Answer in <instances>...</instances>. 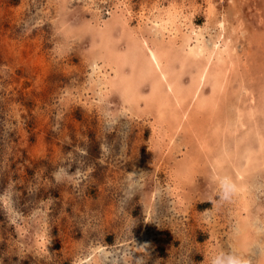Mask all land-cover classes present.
Returning a JSON list of instances; mask_svg holds the SVG:
<instances>
[{"label":"rangeland","instance_id":"obj_1","mask_svg":"<svg viewBox=\"0 0 264 264\" xmlns=\"http://www.w3.org/2000/svg\"><path fill=\"white\" fill-rule=\"evenodd\" d=\"M116 13L125 22L108 25L121 48L122 28L163 33L164 44L176 38L175 46L187 31L195 44L203 29L211 44L225 20L235 55L222 65L219 91H211L213 79L202 85L214 101L191 102L185 114L175 109L177 123L144 100L124 107L121 89L99 82L114 63L92 57L88 27ZM193 67L187 60L183 82ZM137 83L150 88L148 79ZM263 104L264 0H0V264H261L264 230L252 228L249 247L240 245V193L212 174L210 161L225 149L233 158L245 144L254 151L264 144ZM256 170L251 207L264 219V165Z\"/></svg>","mask_w":264,"mask_h":264},{"label":"bare ground","instance_id":"obj_2","mask_svg":"<svg viewBox=\"0 0 264 264\" xmlns=\"http://www.w3.org/2000/svg\"><path fill=\"white\" fill-rule=\"evenodd\" d=\"M232 1V0H231ZM212 7V6H211ZM182 9V8H181ZM176 10V9H174ZM210 10V8H209ZM117 11V10H116ZM172 12V11H171ZM167 13V18L172 21L171 23L174 25V29L178 30L179 29V25L176 24V22L174 21L175 15ZM178 12V11H176ZM210 12V11H209ZM220 13V12H219ZM64 15V13H62ZM161 14V13H160ZM175 14V13H174ZM177 14V13H176ZM209 14V13H208ZM210 15V14H209ZM163 16V15H162ZM222 16V15H221ZM183 17V16H182ZM186 17V16H185ZM212 17V16H210ZM62 18V17H61ZM65 18V17H64ZM63 18V19H64ZM155 18V17H154ZM209 18V17H207ZM114 19L116 20H110L109 21H103V24H98V26H96V28H94L95 26L93 24H91V22L88 21V27L92 30H94V38L91 44V50H93L95 48V51H92V57L96 58L97 55L104 57V59H107V64H110L113 66V73H111L112 75H108V74H104L103 75V80L99 81L102 85H109L112 87H117L121 89V93H122V98H121V103L123 104L124 107H126V103L128 104L129 107H127L128 109H138L140 108V101H145V104L151 109L155 110L158 115L164 120V115H171L176 121H178V118H176V116H178V113L176 112V110H178V112L182 111L183 114L186 113V111L188 110L189 107V103L193 102V106H195L196 104H198V106H206L208 105V102H211L212 100L214 101L215 98H213V95L210 94V90L209 92H201L202 85L204 84L205 81H208V79H213L214 84L211 85L212 90H215L218 86L222 87L224 82H225V77L224 75V70L222 69V65L223 64H227L228 62L226 60H228V57H231L233 54L235 55V53H233V40L231 41L229 38V35H227L224 31L225 28V20H221L220 23H216L220 24V26L223 28L219 34L215 33L213 34L211 37L213 40V42L210 44L207 42V38H203L204 34L203 32H201L199 30V32H195L194 29L192 31L195 32V39L196 42L195 44H191V39L193 38L191 36L190 33L185 32V31H181V32H185V33H181V38H180V44L178 46L176 45V42H174V40H176V38L173 40V43L166 45V43L164 44L162 38H165L163 33H161L162 35H157L152 38H149V36H144V35H139V36H135L134 34H132V31H127L126 29L122 28V35L123 38H125L127 46H123L125 48H121L120 45V39L117 40H113V30L115 27H117L120 24H123V22H125L126 20V16L122 13V17L121 15H118L117 13L114 16ZM105 20V19H104ZM108 20V19H106ZM156 20V19H154ZM160 20V18H159ZM168 20V21H169ZM183 20V19H182ZM189 20V19H188ZM210 20V19H209ZM164 21V19H163ZM166 21V22H168ZM186 21V19L184 20ZM229 21V20H228ZM62 22V21H61ZM84 21H82L83 23ZM68 23V21H67ZM81 23V21H80ZM151 23V22H150ZM178 23V22H177ZM183 23V22H182ZM186 23V22H185ZM184 23V24H185ZM189 23V21H188ZM187 23V24H188ZM213 23H215L213 21ZM66 24V23H65ZM108 24L114 25L115 27L112 28L111 26H109ZM170 24V22H169ZM193 24V23H192ZM207 24V23H206ZM71 25V24H70ZM160 25V24H158ZM163 25V24H162ZM172 25V26H173ZM167 26V24H166ZM170 25H168L169 27ZM181 26V25H180ZM157 27V26H156ZM186 27V26H185ZM189 27V26H187ZM207 27V26H206ZM232 27V26H231ZM143 28V25H142ZM145 28V27H144ZM143 28V30H144ZM162 28L164 29V27L162 26ZM178 28V29H177ZM199 28V27H198ZM203 28V27H202ZM215 28V27H214ZM235 28V27H234ZM118 29V28H117ZM116 29V30H117ZM163 29H161L163 31ZM186 29V28H185ZM201 29V28H200ZM205 29V28H204ZM142 30V29H140ZM155 30V29H154ZM166 30V28H165ZM170 30V29H169ZM196 30V29H195ZM206 30V29H205ZM204 30V31H205ZM208 30V28H207ZM237 30V29H236ZM171 31V30H170ZM213 31V30H212ZM127 32V33H126ZM146 32V30H145ZM151 32V31H150ZM167 32V31H166ZM208 32V31H207ZM217 32V31H216ZM153 33V32H151ZM158 32H156L157 34ZM177 33V32H176ZM193 33V32H192ZM155 34V33H153ZM169 34V33H168ZM172 34V33H171ZM179 34V31H178ZM209 34V33H208ZM217 34V36H216ZM194 35V34H192ZM211 35V34H210ZM174 36V35H173ZM176 36V35H175ZM93 37V36H92ZM173 39V38H171ZM169 40V39H168ZM193 40V39H192ZM179 41V40H178ZM237 41V40H236ZM260 41V40H259ZM168 42V41H167ZM172 42V41H171ZM256 44V42H255ZM175 50V51H173ZM247 50V47L245 49V51ZM249 51V50H248ZM256 51V50H255ZM247 52V51H246ZM252 52V51H251ZM250 52V54H251ZM249 55V53H248ZM91 56V55H90ZM95 56V57H94ZM239 57V56H238ZM232 58V57H231ZM234 58V56H233ZM241 60L243 57H241ZM174 62H173V60ZM98 60V59H97ZM187 60L192 61L193 60V66L195 65V68L191 70L190 74V80L188 81V83L183 82L182 81V75L183 72L185 71L186 68V63ZM236 59H234L233 61L235 62ZM240 59L238 58L237 61H239ZM240 60V62H241ZM226 61V63H225ZM93 62V61H92ZM195 62H197L195 64ZM177 63V64H175ZM179 63V64H178ZM232 63V61L230 62ZM93 66H100L99 64H97L96 60L93 63ZM236 64V62L234 63ZM241 64V63H240ZM245 64V63H243ZM177 65V66H176ZM228 65V64H227ZM226 65V66H227ZM231 65V64H230ZM239 65V64H238ZM102 66V65H101ZM100 66V67H101ZM221 66V68H220ZM234 66V65H233ZM232 66V67H233ZM258 66V65H257ZM99 67V68H100ZM109 67V66H108ZM129 67V68H128ZM231 67V68H232ZM239 67V66H238ZM237 67V68H238ZM230 68V67H229ZM234 68V67H233ZM245 68V67H243ZM101 69V68H100ZM99 69V70H100ZM106 69V68H105ZM240 69V68H239ZM238 69V70H239ZM246 69H248V67H246ZM250 69V68H249ZM254 69V68H253ZM102 70V69H101ZM189 70V69H188ZM232 71H236V70H232ZM231 71V72H232ZM241 71V70H240ZM101 72V71H100ZM99 72V73H100ZM245 72V71H244ZM243 72V73H244ZM102 73V72H101ZM247 73V72H246ZM249 73V72H248ZM263 73V72H262ZM231 74V73H230ZM236 76V73H232ZM99 75V74H98ZM221 75V76H220ZM227 75V73H226ZM219 76L221 77L219 79ZM251 76V75H250ZM94 78V77H93ZM189 78V77H188ZM149 80V89L148 90H142L137 82L141 81V80ZM139 80V81H138ZM137 81V82H136ZM212 81V82H213ZM218 82L220 83V85H218ZM243 82V81H242ZM210 83V82H209ZM206 84V83H205ZM208 84V83H207ZM234 84V83H233ZM236 85V84H235ZM250 85V84H249ZM98 87V85H96ZM210 86V85H209ZM205 87V85H204ZM219 87V88H220ZM236 87V86H235ZM109 88V87H108ZM217 88V89H219ZM243 88V87H242ZM241 88V89H242ZM245 88V87H244ZM243 88V89H244ZM103 89V88H102ZM119 89V90H120ZM210 89V88H209ZM216 89V90H217ZM245 90V89H244ZM105 91V90H104ZM107 91V89H106ZM105 91V92H106ZM109 91V90H108ZM219 91V90H217ZM249 91V90H248ZM100 92V91H99ZM241 92V91H240ZM244 92V91H243ZM107 93V92H106ZM247 93V92H246ZM245 93V94H246ZM215 94V93H213ZM252 94V93H251ZM259 94V93H258ZM110 95V93H109ZM216 95V94H215ZM242 95V94H240ZM218 96V95H217ZM226 97V96H225ZM234 97V96H233ZM255 97V96H253ZM218 98V97H217ZM227 98V97H226ZM239 98V97H238ZM234 99H236L234 97ZM237 100V99H236ZM240 100V99H239ZM253 100V99H252ZM260 100V99H259ZM224 101H227L224 99ZM229 101V100H228ZM234 101V100H233ZM225 103V102H224ZM229 103V102H228ZM121 104V105H122ZM216 104V103H215ZM227 105V104H225ZM230 105V103H229ZM264 105V104H263ZM122 106V107H123ZM143 106V105H142ZM141 106V107H142ZM192 106V105H191ZM190 106V107H191ZM133 107V108H132ZM144 107V106H143ZM262 107V105H261ZM195 108V107H194ZM193 108V109H194ZM229 108V107H228ZM251 108V107H250ZM176 109V110H175ZM224 109V107H223ZM231 109V108H229ZM123 110V109H122ZM191 110V109H190ZM226 110V109H225ZM126 111V110H125ZM223 111V110H222ZM257 111V110H256ZM262 111V109H261ZM213 112V110L211 111V113ZM220 112V111H219ZM224 112V111H223ZM150 113V112H149ZM197 113V112H196ZM188 114V113H187ZM228 115V114H227ZM199 116V115H197ZM233 116V114H232ZM188 117V116H187ZM212 117V116H211ZM227 117V116H226ZM231 117V115H230ZM229 117V120H230ZM160 118V119H161ZM210 118V117H209ZM239 118V117H238ZM156 119V117H155ZM161 119V120H162ZM167 119V118H166ZM165 119V120H166ZM172 119V118H171ZM170 119V120H171ZM186 119V118H185ZM201 119V118H200ZM160 120V121H161ZM169 120V119H168ZM169 120V121H170ZM195 120V119H193ZM192 120V121H193ZM234 120V118H233ZM263 120V119H262ZM172 121V120H171ZM188 121V118H187ZM240 122H242V120H239ZM253 121L255 122V120L253 119ZM210 122V121H209ZM180 123V122H179ZM182 123V122H181ZM228 123V122H226ZM190 124V122H189ZM200 123L198 122V125ZM177 125V124H176ZM193 125V124H192ZM191 125V126H192ZM197 125V124H196ZM237 125V124H236ZM157 126V125H156ZM202 126V125H201ZM204 126V125H203ZM202 126V127H203ZM227 126V124H226ZM235 126V125H234ZM245 126V125H244ZM260 126V125H259ZM155 127V126H154ZM159 127V126H158ZM168 128V126H166ZM183 127V126H182ZM185 127V126H184ZM183 127V130H184ZM197 127V126H196ZM202 127H198L199 129H202ZM207 127V126H204ZM233 127V126H232ZM251 127V126H250ZM164 128V127H163ZM189 128V127H188ZM197 128V129H198ZM209 128V126H208ZM243 128V127H242ZM178 129V128H177ZM191 129V128H190ZM231 129V128H230ZM229 129V130H230ZM237 129V128H236ZM253 129V127L251 128ZM260 129V128H258ZM165 130V129H164ZM179 131L180 128L178 129ZM187 130V129H186ZM189 130V129H188ZM204 130V129H203ZM218 130V129H217ZM242 130V129H241ZM160 131V129H159ZM169 131V130H168ZM205 131V130H204ZM228 131V130H227ZM237 132V130H235ZM187 132V131H186ZM185 132V135H186ZM189 132V131H188ZM187 132V133H188ZM206 132V131H205ZM224 132V131H222ZM226 132V131H225ZM241 132V131H240ZM164 133H166L164 131ZM170 133V132H169ZM168 133V134H169ZM175 133V132H174ZM183 133V132H182ZM190 133V132H189ZM192 133H194V131L192 130ZM202 133V132H201ZM208 133V132H207ZM238 133V132H237ZM206 134V133H205ZM212 134V133H211ZM217 134V133H216ZM256 134V131H255ZM165 135V134H163ZM167 135V134H166ZM170 135V134H169ZM174 134L172 133V136ZM180 135H184L181 134ZM194 135V134H193ZM213 135V134H212ZM229 135V134H228ZM252 136V134H249ZM248 135V136H249ZM216 136V135H215ZM245 136V135H244ZM243 136V137H244ZM247 136V137H248ZM255 135H253L254 137ZM260 136V135H259ZM262 136V135H261ZM165 137V136H164ZM163 137V138H164ZM192 137V136H191ZM205 137V135H203L201 138ZM264 137V136H262ZM155 138V137H154ZM159 138V137H158ZM162 138V136H161ZM160 138V139H161ZM167 138V136H166ZM169 138V136H168ZM167 138V139H168ZM173 138V137H172ZM188 138V137H187ZM186 138V139H187ZM189 138H190V134H189ZM196 138H199L196 137ZM231 138V137H230ZM246 138V136H245ZM242 138V139H245ZM192 139V138H191ZM211 139V138H210ZM220 139V138H219ZM218 139V140H219ZM240 139V138H239ZM204 140V139H203ZM207 140V139H206ZM209 140V139H208ZM224 140H228V139H224ZM234 140V139H233ZM241 140V139H240ZM247 140V138H246ZM244 140V142L246 141ZM156 141V140H155ZM162 141V139H161ZM172 141V140H170ZM174 141V140H173ZM172 141V143H173ZM189 141V140H188ZM187 141V142H188ZM224 141V142H226ZM193 142V141H191ZM202 142V141H201ZM235 142V141H234ZM242 142V141H241ZM170 143V142H169ZM190 143V141H189ZM194 143V142H193ZM199 143V142H198ZM208 143H211L210 140ZM233 143V142H232ZM201 144V143H200ZM205 144V143H204ZM224 144V143H223ZM222 144V145H223ZM226 144V143H225ZM237 144H239L237 142ZM245 144V143H244ZM212 145V144H211ZM215 145V144H214ZM233 145H236L235 143H233ZM168 146V145H167ZM238 146V145H236ZM245 147V149L242 151V153H238V149L237 151H235L234 157H231V153L233 152H228V150H224V153H222L219 157L221 158H217L215 157V162L213 160L210 161V165L212 168V174L214 175H219L224 177L225 179L228 180V183L231 185V187H233L236 190V193H240L238 194V196L240 195L239 198V204H240V208H238V210L240 209V212H245L244 214V218L241 217L240 221V232L239 234L241 235V238H239V243L242 247L248 246V237L252 236L251 234V229L255 230V231H260V230H264V219H260L259 216L255 215V213L252 210V202L253 200H251L252 197V186H254L252 181L253 178L257 172V168L261 167L262 165H264V144L263 141L261 140L259 145L257 146V149L251 148V147H247L246 144L243 145ZM243 146H240V150ZM155 147V146H154ZM162 147V146H161ZM239 147V146H238ZM204 148V147H203ZM214 148V147H213ZM235 148V147H234ZM157 149V148H156ZM207 149V148H206ZM220 149V148H219ZM243 149V148H242ZM212 150V149H211ZM221 150V149H220ZM223 150V149H222ZM230 150V149H229ZM206 151V150H205ZM160 152V150H159ZM193 152V151H192ZM199 152V149H198ZM212 152V151H211ZM254 152V153H253ZM189 153V152H188ZM187 153V154H188ZM195 153V151H194ZM203 153V152H202ZM219 153V152H218ZM253 153V154H252ZM215 154V153H214ZM191 155V154H190ZM204 155V154H203ZM207 155H209V152L207 151ZM195 156V155H193ZM197 156V155H196ZM218 156V155H217ZM210 157V156H209ZM213 157V156H212ZM211 157V159H212ZM238 157H243L242 160H237ZM179 158V157H178ZM197 158V157H195ZM199 158V157H198ZM235 158V159H234ZM185 159V156H184ZM206 159V157H205ZM183 160V158H182ZM188 160H190L188 158ZM177 161V160H175ZM180 161V159H179ZM193 161V160H191ZM190 161V162H191ZM200 161V159H199ZM198 161V163H199ZM228 161L231 163V166L233 168V174L230 175L227 174V172H225L226 170H224L225 166H222V163H224L223 165L226 164V162L228 163ZM177 163V162H176ZM180 163H182L180 161ZM191 164V163H190ZM189 164V166H190ZM181 165V164H180ZM183 165V164H182ZM193 165V164H192ZM175 166V165H174ZM194 166H196L194 164ZM193 166V167H194ZM178 167V166H177ZM183 167V166H181ZM176 168V167H175ZM190 168V167H189ZM200 168V167H198ZM177 169V168H176ZM184 169V167H183ZM191 169V168H190ZM193 169V168H192ZM192 169L190 171H192ZM180 169H178L179 171ZM186 170V169H185ZM185 170L183 171L185 173ZM256 170V171H255ZM181 171V170H180ZM187 171V170H186ZM194 171V170H193ZM192 171V172H193ZM197 171V169H196ZM177 172V171H176ZM263 173V172H262ZM190 174V173H189ZM187 173V175H189ZM261 174V173H260ZM183 175V174H182ZM185 175V174H184ZM191 175V174H190ZM181 176V175H180ZM193 176V175H192ZM190 176V177H192ZM189 177V176H188ZM217 178V176H216ZM177 179V178H176ZM186 179V176H185ZM189 179V178H188ZM191 179V178H190ZM262 180V179H261ZM223 181V180H222ZM260 182V181H259ZM262 182V181H261ZM260 182V183H261ZM227 185V184H226ZM263 185V184H262ZM260 185V186H262ZM230 187V186H229ZM254 188V187H253ZM262 188V187H261ZM258 189V188H257ZM256 189V190H257ZM177 190V189H176ZM255 191V190H254ZM177 192V191H176ZM251 192V195H250ZM259 192V191H258ZM262 194V193H261ZM264 194V193H263ZM258 195V194H257ZM249 196V197H248ZM254 196V195H253ZM258 198V197H257ZM238 199V198H236ZM258 200V199H257ZM237 201V202H238ZM254 205V204H253ZM238 206V205H237ZM236 206V207H237ZM237 209V208H236ZM238 214V213H237ZM243 215V214H242ZM240 216V215H239ZM239 221V222H240ZM263 226L262 228H259L258 226H255L254 224H261ZM254 225V227H252ZM239 226V224L237 225ZM235 229V228H234ZM262 232V231H261ZM238 236V234H237ZM256 236V235H255ZM254 236V237H255ZM259 236V235H258ZM264 237V234L263 236ZM237 238V237H236ZM235 238V240H236ZM263 239V238H262ZM264 241V240H263ZM235 242V241H234ZM237 242V241H236ZM238 243V242H237ZM264 242H262L263 244ZM260 243H257V246ZM238 245V244H236ZM239 245V247H240ZM255 245V244H254ZM238 247V246H237ZM251 247V246H250ZM262 251V259H261V264H264V244ZM245 250V249H244ZM243 250V251H244ZM247 250V249H246ZM95 251V250H94ZM241 251V250H240ZM261 253V252H260ZM246 260V259H245Z\"/></svg>","mask_w":264,"mask_h":264}]
</instances>
